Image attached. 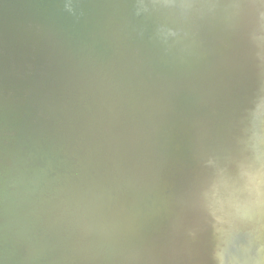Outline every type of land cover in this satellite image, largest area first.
Returning <instances> with one entry per match:
<instances>
[{"label": "water", "instance_id": "95a60500", "mask_svg": "<svg viewBox=\"0 0 264 264\" xmlns=\"http://www.w3.org/2000/svg\"><path fill=\"white\" fill-rule=\"evenodd\" d=\"M0 264H264V0H0Z\"/></svg>", "mask_w": 264, "mask_h": 264}]
</instances>
